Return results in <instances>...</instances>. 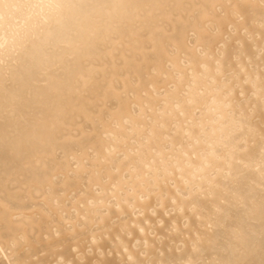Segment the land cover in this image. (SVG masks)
<instances>
[{
    "label": "bare ground",
    "instance_id": "6f19581e",
    "mask_svg": "<svg viewBox=\"0 0 264 264\" xmlns=\"http://www.w3.org/2000/svg\"><path fill=\"white\" fill-rule=\"evenodd\" d=\"M72 3L0 0V264H264V170L187 148L203 114L264 153V0Z\"/></svg>",
    "mask_w": 264,
    "mask_h": 264
},
{
    "label": "clouds",
    "instance_id": "9594fccd",
    "mask_svg": "<svg viewBox=\"0 0 264 264\" xmlns=\"http://www.w3.org/2000/svg\"><path fill=\"white\" fill-rule=\"evenodd\" d=\"M30 6L35 8V14L31 18V25L35 30L46 33L70 32L71 31V10L74 5L72 0H28ZM8 49H0V57H7ZM221 105H226L227 101L221 100ZM195 119V116H194ZM200 123H191L188 135L187 148L191 155L196 156L202 161L200 166L201 180L219 179L224 168L233 171H240L244 168L245 159L247 160L248 170H255L252 165L264 170V153L258 160L256 158L243 157L237 150L235 143L232 142L233 130L228 123L219 124V121L204 120L203 114ZM219 124L220 130L225 134L223 139H214L216 125ZM209 125L212 131L209 130ZM190 175V173H189ZM264 179V173H262ZM199 264V261H193ZM219 264H237L235 261H220Z\"/></svg>",
    "mask_w": 264,
    "mask_h": 264
}]
</instances>
